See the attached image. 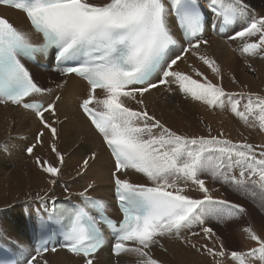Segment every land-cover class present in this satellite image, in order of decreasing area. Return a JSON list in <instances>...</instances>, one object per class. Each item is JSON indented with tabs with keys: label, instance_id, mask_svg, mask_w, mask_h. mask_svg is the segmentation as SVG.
Returning <instances> with one entry per match:
<instances>
[{
	"label": "snow or ice",
	"instance_id": "6c2138e0",
	"mask_svg": "<svg viewBox=\"0 0 264 264\" xmlns=\"http://www.w3.org/2000/svg\"><path fill=\"white\" fill-rule=\"evenodd\" d=\"M0 6L24 13L30 25L29 30L20 29L0 16V104L10 103L30 111L42 125L27 153L34 155L36 144L43 143L46 132L51 134L50 147L58 164L40 157H35V164L47 174L48 183L55 185L65 163L55 143V125L59 123L56 104L61 97L55 95L47 105L29 102L26 98L51 95L53 89L41 87L23 62L35 53L47 54L54 49L61 75L74 74L87 82V98L79 107L111 154L110 178L122 215L117 223L107 216L103 202L86 197L95 181L79 193L86 197L87 204L75 210L58 208L54 198L46 199L47 193L37 194L31 198L39 204L34 215L28 210V226L39 244L13 264H49L45 254L58 251L47 242L53 235V224L63 236L60 248L81 258L82 264H94L96 253L106 242L101 225L111 231L112 254H134L137 264H161L153 256L154 247L163 248L164 238H180L186 233L213 242L212 246L197 247L186 236L182 241L212 257L213 264H250V259L264 264V238L251 227L242 230L258 247L244 252L228 250L213 228L206 226L210 218L239 220L246 209L216 198L213 192L217 189H210L202 178L208 175L244 194L255 195L258 190L264 197V146L233 143L211 135H179L150 115L144 105L145 93L161 85L169 86L171 91L170 86L175 84L185 97L210 107H227L245 124L250 116L254 117L264 131V96L226 92L220 83H213L196 69L193 71L199 80L174 70L173 66L184 59L183 54L191 53L222 79L216 60L200 52L201 46L208 44L203 33L209 24L199 0H0ZM207 6L220 22L221 31L249 9L246 0H207ZM215 24L211 26L215 28ZM33 33L42 37L41 43L34 42ZM252 37L258 39L246 41ZM228 38L244 41L241 55L264 57V16H253ZM185 42L187 47L183 46ZM177 46L181 54L173 55ZM97 89L102 90V98ZM127 101H135L139 110ZM0 148L8 150L6 145ZM95 158L92 152L80 170H86ZM129 171L142 175L146 183L131 182L126 178ZM193 191L201 195L193 197L189 194ZM88 207L100 211L98 219Z\"/></svg>",
	"mask_w": 264,
	"mask_h": 264
},
{
	"label": "bare ground",
	"instance_id": "6f19581e",
	"mask_svg": "<svg viewBox=\"0 0 264 264\" xmlns=\"http://www.w3.org/2000/svg\"><path fill=\"white\" fill-rule=\"evenodd\" d=\"M205 1L199 0L202 6ZM246 3L249 5L247 12L249 16H257L258 18L264 16V0H246ZM5 12L0 9V15L5 16ZM206 35L209 37L208 44L202 45L200 52L216 60L221 69L222 79H218L202 61L191 53H186L184 59L178 61L177 65L174 66V70L187 73L199 80L200 77H196L193 71V69H196L213 83H220L226 92L255 93L264 96V57L241 55L239 50L244 41L239 39L224 41L212 37L211 34L206 33ZM257 39L258 37L246 38V41L255 42ZM170 87L171 91L168 90L169 86L167 85L153 89L150 93H145L143 100L148 113L172 131L188 137H208L211 135L231 140L233 143H248L254 147L264 146V131L259 129L258 122L254 117L250 116L248 123L245 124L227 107L224 109L220 107L212 108L206 103L193 100L191 97H185L179 92L175 84ZM82 92L83 87L81 84L71 79L65 90L64 100L57 108L56 119L59 120V123L55 125L58 129V140L55 143L58 150L64 154L65 163L55 185L48 183L49 177L47 174L43 173L35 164V157L58 164L55 153L51 151L50 147L53 143L51 134L46 132L42 138L43 143L36 144L34 155H24L25 146L32 145L35 142L36 134L40 131L41 126L28 113L15 108L0 106V145H6L8 149L4 159L1 156L4 153L3 149L0 148L1 240L16 239L19 242L29 240L26 229L28 223L24 218V210L32 208L33 205L38 206L39 201L31 199L36 197L37 194L45 196V193H47L46 199L54 198L55 201L72 196V199H69L77 202L75 196H80L79 193L89 183L95 181L94 188L86 195L96 199H112L110 173L113 163L110 156L99 136L87 124L77 108L73 107V104H69L74 96L82 94ZM97 95L100 98L103 97V94ZM244 102H246V98L242 101V104ZM127 103L130 107L139 110V105L135 101H127ZM240 110L243 111L242 106ZM218 116H224L228 120L216 124L217 126L213 122L209 124L211 120ZM47 117L49 120L53 119L49 115ZM92 152L96 153V158L90 160L89 167L86 170L81 171L80 165ZM78 171L81 172L80 175H77ZM236 174L238 175V171ZM126 178L133 183H146V179L135 172L129 171ZM205 180L211 189L215 183L211 185L210 180ZM63 189H67V191ZM189 194L193 197L201 195L194 191ZM213 195L218 199H225L219 190L213 192ZM252 229L256 233L260 232L262 234L260 228L255 227V229ZM195 230L199 231V228ZM184 235H187V239L195 243L197 247L203 244L212 246V241H205L201 237H193L190 233H186L182 234L181 238H164L161 241L163 248L159 245L154 247V258H157L161 264H213L212 257L203 253V251L197 252L190 245L183 243ZM242 235V247L244 245L248 247L247 234L242 232ZM219 238L221 239V237ZM172 239L174 240L172 241ZM164 240L166 241L164 242ZM224 246L226 247L225 244ZM106 253L105 251L100 253L98 262H94V264H112L110 259L105 260ZM45 256L49 264H80L78 260H74L63 252ZM120 264H137V257L131 253L124 254L120 258Z\"/></svg>",
	"mask_w": 264,
	"mask_h": 264
},
{
	"label": "rangeland",
	"instance_id": "374dc122",
	"mask_svg": "<svg viewBox=\"0 0 264 264\" xmlns=\"http://www.w3.org/2000/svg\"><path fill=\"white\" fill-rule=\"evenodd\" d=\"M97 2H103V0H97ZM225 120H228V119H226L224 116H218V117H215L213 120H211L209 124L212 122L214 125L221 124L222 121H225ZM3 152H4L3 153L4 155L1 154V156H3V158L5 159L6 151L3 150ZM23 154L26 156L28 155V153H26L24 150H23ZM202 178L210 180L211 185L215 183L213 185L214 187L212 186V188L219 190L220 194H222L226 200L232 203L239 204L246 209V213L242 214L239 220H228V219L218 220L217 218H210L209 220H207L206 226L213 228V230L216 232L218 237H221L222 241L226 245V248L230 251L235 250V251L247 252L251 248L258 247L254 241H251L247 237H246V242H249L248 243L249 245L248 247H246L245 245L242 247L243 245L242 244V238H243L242 229L245 227H251L254 229L255 227L257 229L260 228V231L262 232V234L260 232H257V234L261 236V238H264V197H262L259 194L258 190H256L255 195L244 194V193L235 191L229 185H222L219 181L212 180V178L208 175H204L202 176ZM56 201H63V200L57 199ZM26 206H29V205H26ZM257 212L259 213L257 214ZM188 238H192V237H188ZM173 240L174 239H172V241ZM165 241L166 240H164V242ZM175 242L177 241L175 240ZM179 243H182V242H179ZM104 258H106V255L104 256ZM250 264H262V262L259 259H250Z\"/></svg>",
	"mask_w": 264,
	"mask_h": 264
}]
</instances>
